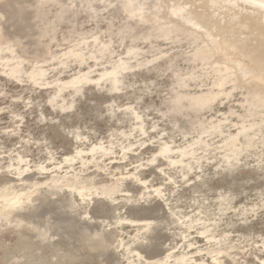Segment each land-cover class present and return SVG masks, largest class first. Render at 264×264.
<instances>
[{"label":"rangeland","instance_id":"obj_1","mask_svg":"<svg viewBox=\"0 0 264 264\" xmlns=\"http://www.w3.org/2000/svg\"><path fill=\"white\" fill-rule=\"evenodd\" d=\"M0 264H264V0H0Z\"/></svg>","mask_w":264,"mask_h":264},{"label":"bare ground","instance_id":"obj_2","mask_svg":"<svg viewBox=\"0 0 264 264\" xmlns=\"http://www.w3.org/2000/svg\"><path fill=\"white\" fill-rule=\"evenodd\" d=\"M253 3H258V1L260 2V0H251ZM262 1V0H261ZM260 4V3H259Z\"/></svg>","mask_w":264,"mask_h":264}]
</instances>
